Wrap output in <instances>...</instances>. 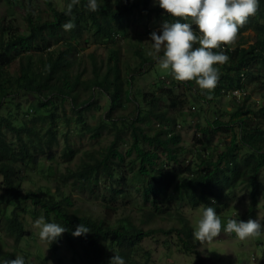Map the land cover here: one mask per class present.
Segmentation results:
<instances>
[{"label": "trees", "instance_id": "16d2710c", "mask_svg": "<svg viewBox=\"0 0 264 264\" xmlns=\"http://www.w3.org/2000/svg\"><path fill=\"white\" fill-rule=\"evenodd\" d=\"M5 1L10 6H22L25 2ZM36 1L27 0V31H21L12 23L0 22V107L6 103H13L12 96L20 91L33 93L37 98L35 110L36 112H39L40 108L45 110V116L39 117L51 119L47 133L50 137H55L53 123L56 114L49 109V104L53 105V102H56L54 99L59 97L61 101H65L69 98L73 108L80 112L74 120L84 122L83 110L92 106L97 92L105 93L111 102L109 101L110 105L101 117V123L92 126L93 135L98 136L108 121L116 127L121 121L124 128H130V139L117 131L112 143L103 151L87 154L88 158L84 159L76 170H70L63 177L69 176L73 179L75 187L91 193L99 190L101 179L105 182V189L110 192H114L115 184L125 187L121 194L136 188L143 194L144 204L150 207L145 212L144 221L157 215L166 214L165 216L172 217L177 214L179 223L169 230L163 227L145 229L130 216L114 221L108 210L116 208L110 203L111 199L105 196L103 201L108 202L104 204L107 212L92 215L71 208L72 197L62 192L59 193L58 199L50 200L46 196H41L37 190L26 191L23 187L22 172L34 170L38 165V157L31 151L22 133L26 132L32 141L38 134L34 127H31V130L25 124H18L16 119L11 118L13 111L8 110L5 115L0 113V176L3 177L0 193V261L14 259L18 255V249L6 248L8 247L6 238L11 237L15 244H20L22 240L29 241L28 238L33 235L27 228L25 215L31 213L35 216L43 213L46 222L58 223L67 230L50 244V257L57 259L59 263H50L48 257L47 259L44 257L40 264H62L60 251L63 242L72 251L74 262L109 264L115 252L123 257L125 264H149L150 251L144 248L141 252L140 245L144 237L160 231L168 235L175 234L178 238V247L186 254L196 257L195 264H208L206 258L196 249L205 242L201 243L194 238V229L190 221L180 213V210L175 209L172 212L170 203L179 198L194 207L202 204L213 206L217 214H220L222 208L229 205L227 197L231 190L234 191L236 184L248 186L251 194V211L255 209L259 198H264V181L261 179V171L264 168V0H259L258 12L239 29L255 30L256 41L245 47L247 39L242 38V43L226 46L225 51L230 59L224 65H216L220 71V78L215 89L208 92L201 90L194 81L184 82L195 89L201 105L202 102H207L209 106L218 97L231 95L230 90L243 88L240 98L232 95L235 99L229 101L232 109L229 110L228 106L215 109V116L212 118L208 114L204 115L207 125L201 126L198 123L201 131L198 143L207 155L214 150L218 132H231L232 136L225 148L216 153V157L213 154L205 156L201 163L196 165V169L193 168L195 165L193 162L186 165L174 164L171 167L169 164L171 161L179 162L177 154L182 150V146L181 136L175 129V117L170 116L167 110L182 108L185 104L184 99H179L178 96L171 97L165 88L161 94L167 95L166 110L160 107L163 106L160 104L161 94L155 93L151 94L152 98L149 100L148 92H144L143 99L150 107L140 106L141 103L134 97L131 87L136 72L131 75L127 72L126 78L121 77L119 51L116 48L111 50L108 71L104 74L95 62L94 54H90L94 60V69L88 80H81L82 73H77L73 78L68 70L73 63L68 55L70 51L79 50L84 46L81 44L79 46L78 40L82 39L86 32L91 34L88 36L95 37V42H108L113 33L119 34L118 29L121 27L124 33H127L131 19L143 20L152 14L159 18L160 7L151 5V0H123L122 3L120 0H97L100 9L91 12L86 8L87 0H80V3L74 6L71 16H68L64 14V10L70 0H64L61 6L53 0H45L52 15V18L45 19L43 10L33 4ZM166 19L173 18L167 14ZM68 21L73 22L75 27L69 31L71 38L66 40L64 38L66 30L62 25ZM59 43H63L62 48L54 47ZM34 54L38 55V58L34 57ZM135 56L137 58L134 59L141 57V51L135 50ZM16 58L20 61L14 75L10 67ZM127 64L128 70L131 69L132 62ZM79 85L90 90L88 94L91 96L90 99L88 95L81 98ZM250 87L255 91H246ZM254 93L261 96L259 104L254 101L246 106ZM128 102L135 103L133 118L114 115L116 110H120ZM201 109H198V113ZM234 109H238V112ZM225 114L231 115V118L225 120L223 116ZM153 120L160 125L152 126L155 124L152 123ZM235 125L239 127V133L234 131ZM5 130L13 132L12 139H15V143L7 139ZM120 143L127 144L125 152L120 149ZM240 147L247 149L244 156L239 154ZM74 154L75 150L69 146L64 150V156L67 158ZM162 154H165L168 160L162 159V162ZM122 169L128 171L130 176L125 175ZM184 173L190 174L188 181L184 182L177 192H170V186L176 183L175 179ZM3 203L13 206L7 210ZM82 223L91 231L81 236H73L76 226ZM19 256L28 264V252Z\"/></svg>", "mask_w": 264, "mask_h": 264}, {"label": "rangeland", "instance_id": "374dc122", "mask_svg": "<svg viewBox=\"0 0 264 264\" xmlns=\"http://www.w3.org/2000/svg\"><path fill=\"white\" fill-rule=\"evenodd\" d=\"M53 1L58 3L59 6L64 3V0ZM120 2L122 3L123 0H120ZM26 4L27 0L23 2L22 6H10L5 0H0V22L2 21L3 24L12 23L18 26L21 31H27L26 15L28 9L26 8ZM33 4L35 7L43 10L45 19L52 18L45 0H37L33 2ZM150 4L155 7L159 6L155 0H151ZM160 9L161 16L159 18L156 17V14H152L150 17H146L143 20H139L138 18L135 20L131 19L128 23L127 33H124L121 27L118 29L119 34H116L117 32L113 33L111 37L108 38V42H95V37L88 36L91 34L85 31L86 33L83 38H79L78 40V45L80 46L81 44L84 46H81L79 50L74 49L70 51L68 55L73 60L68 70L70 71L71 77L74 78L77 73H82L81 80H88L93 75L94 69V60L90 54H94L95 62L104 74L108 71L107 65L109 63V57L112 55L111 50L116 48L119 51L118 57L120 60L121 77L126 78L127 72H129L130 75L134 73V71L136 72L131 87L134 97L141 103L140 106L150 107L148 102H145L143 99L144 92H148V99L151 100V94H161L165 88L168 89L171 97L178 96L177 98L184 99L185 104L182 108H178L177 110L169 108L167 110L170 116L175 117V129L181 136L180 146H182V150L177 154L179 162L171 161L169 164L171 167L174 164L175 166L178 164L186 165L189 162H193L195 163L193 168L196 169V165L200 164L205 156L213 154V156L216 157V153L225 148L232 136L231 132H218L214 142V150H211L207 155L205 150L201 148V144L198 143L201 135L198 123L201 126L207 125V120L204 115L208 114L209 117L212 118V116H215V109H223L226 106H228L227 108L229 110L232 109V105L229 101L235 99H233L232 94H226L215 99L210 106L207 102H202L203 105H201L198 102L196 97L197 93L194 88H191L184 82L174 80L168 71L159 68L153 56L148 55L149 51L152 50L150 33L156 31L159 34L162 23L167 20V13L162 8ZM64 38H66V40L71 38V32L65 31ZM242 38L247 39L244 46L248 47L256 41L257 34L255 30L252 29L239 30L238 39L232 46L242 43ZM54 47L62 48L63 43L56 44ZM135 50L141 51L142 56L138 57V59H134L137 58L135 56ZM34 57L38 58V55L34 54ZM19 61L20 59L16 58L10 67L14 75H16ZM128 62H132L131 69L133 71H131L130 68L128 70ZM112 63L113 60L111 64ZM162 82H164L165 85H163L164 83ZM161 86L163 88H161ZM196 86L198 85L196 84ZM251 90L255 91L252 87L246 91ZM89 93L90 90H86L83 85L80 86L81 98H84ZM56 97L57 95L55 98ZM12 98L13 103H6L0 107V113L5 115L8 113V110H12V119H16L18 124H25L26 127L31 130V127H34L37 132L36 134H38L35 135L34 141H32V138L30 139L26 132L22 133L31 151L38 157V165L34 170L31 169L28 172L24 170L22 172L24 177L23 187L26 191L37 190L41 196H46L50 198V200L58 199L59 193L62 192L64 195H70L72 197L73 205L71 208L79 209L82 212L92 215H100L103 212H107L104 204L108 202L103 201V196H105L111 199L110 203L117 209L108 210L114 221L117 218L130 216L131 219L140 223L145 229L163 227L169 230L179 223L177 214L172 217L165 216L166 214L164 216L157 215L144 221L145 212L150 207L148 204L147 206L144 204L143 194L136 188H132L126 194H121L125 191V187L115 184L114 192H110L105 189V182L101 179L98 186L99 190H96L95 193H91L79 190V188L75 187L73 185V179L69 176L68 178L63 177L64 174H68L70 170H76L82 164L83 160L88 158L87 154L103 151L112 143L117 135V131H120L122 136L130 139V128H124L121 121L120 123L118 122V127L108 121V124L104 125L105 127L101 129L98 136L93 135L94 130H91L92 126L101 123V117L106 113L110 105L111 99L108 98V95L105 93H96L92 101V106L87 110H83L84 122H76L74 120L75 117H78L80 112L73 108L69 98L65 101H61L59 97L54 99L56 102H53V105L49 104V109L56 114L55 123H53L55 137H50L47 133L51 125V119L46 117L40 119L39 117L45 116V110L40 108L39 112H36L37 98L33 93L20 91L18 94L12 96ZM88 98L90 99L91 96L88 95ZM260 99L261 96L254 93L252 98L247 101L248 104H246V106L254 101L259 104L258 102ZM166 100L167 95L161 94L160 104L163 106L160 107L165 110L167 109ZM243 102L241 104H243ZM134 104V102H128L120 110H116L114 115H126V118H133V112L135 111ZM201 107L203 109H201ZM194 109L195 112H193ZM198 109H201L199 113ZM234 110L238 112V109ZM223 116L225 120L231 118V115L228 114ZM69 117L70 119L68 120ZM154 121L155 120H153L152 123H155ZM152 126L155 127V124ZM235 128L234 131L239 133V127L235 125ZM146 129L148 131L150 130L149 128ZM152 131H154V129H152ZM5 132L7 139L15 143V139H12L13 132L7 130H5ZM28 133L33 135V133ZM67 146L75 150V154L71 158L64 156V150ZM127 147V144L120 143V149L123 152L126 151ZM246 152L247 149L245 147L239 149V154L241 156H244ZM161 157V161L162 159H164V161L168 160L165 154H162ZM123 172L125 175L130 176L128 171L125 172L124 170ZM189 178V173L178 176L174 181L176 183L170 186V192H177V189L183 186L184 182L188 181ZM261 179L264 181V168L261 171ZM2 185L3 177L1 175L0 193L2 192ZM127 189L129 190V188ZM119 190L121 191L119 192ZM227 199L230 201V203H228L229 205L224 206L221 213L218 214L224 225H226L228 217L244 221H247L249 218H259L262 225H264V198L260 197L255 209L251 211V194L248 186L236 184L234 191L231 190V194L228 195ZM3 205L6 206L7 210L11 209L13 206L6 203H3ZM170 205L172 212L175 211V209L180 210V213H183L184 217L190 221L192 226L194 221L202 214V210L206 207L203 204L194 207L189 205L187 201L179 198L171 201ZM31 208L34 209V206L31 205ZM25 216L28 222L27 228L33 232V235L28 238L29 241L22 240L20 244H15L14 239L8 237L6 238L8 242V247L6 248L11 250L15 248L18 249V255H23L24 252H28V264H40L44 257H46V259L48 257L50 263H59L57 259L50 257V244L39 238V230L34 227V223L38 218H44L43 213L35 216L29 213ZM261 232L262 235L260 237H253L245 240L238 239L235 233L229 235L222 232L211 242H205L203 245L197 246L196 249L206 258L208 264H264V227H262ZM2 233L4 234V232ZM144 248L150 251L149 264L196 263V257L194 255L186 254L185 251L178 247V238L175 234L168 235L162 231L150 234L142 239L140 245L141 252L144 251ZM60 255H62V264H82L80 261H73L74 255L64 242L62 243Z\"/></svg>", "mask_w": 264, "mask_h": 264}, {"label": "clouds", "instance_id": "9594fccd", "mask_svg": "<svg viewBox=\"0 0 264 264\" xmlns=\"http://www.w3.org/2000/svg\"><path fill=\"white\" fill-rule=\"evenodd\" d=\"M173 19L165 20L159 34L150 33L152 42L148 55L153 56L159 68L168 71L178 82L194 81L201 90L211 92L218 85L220 71L216 65L226 64L230 57L226 46H232L242 28L259 10V0H155ZM80 0H70L64 14L71 16L74 6ZM88 11H99L97 0H87ZM183 21V22H182ZM66 31L75 25L68 21L62 25ZM238 91L240 94H234ZM240 98L243 88L230 90ZM213 205L215 200H212ZM34 227L39 230V238L51 244L67 229L55 222L38 218ZM261 220L249 218L247 221L228 217L226 225L217 214L215 207L206 206L200 217L194 221L193 236L201 243L211 242L222 232L235 233L240 240L262 235ZM91 231L83 223L76 226L73 236H81ZM113 251V250H112ZM0 264H25V259L17 255L5 259ZM109 264H125L123 257L114 252Z\"/></svg>", "mask_w": 264, "mask_h": 264}, {"label": "built area", "instance_id": "2783aa9c", "mask_svg": "<svg viewBox=\"0 0 264 264\" xmlns=\"http://www.w3.org/2000/svg\"><path fill=\"white\" fill-rule=\"evenodd\" d=\"M234 94H240L238 91H234L233 92ZM160 124L159 123H155V126H159Z\"/></svg>", "mask_w": 264, "mask_h": 264}, {"label": "bare ground", "instance_id": "6f19581e", "mask_svg": "<svg viewBox=\"0 0 264 264\" xmlns=\"http://www.w3.org/2000/svg\"><path fill=\"white\" fill-rule=\"evenodd\" d=\"M119 38V37H118ZM117 39V38H116Z\"/></svg>", "mask_w": 264, "mask_h": 264}]
</instances>
